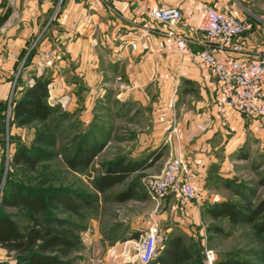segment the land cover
Instances as JSON below:
<instances>
[{"label": "crops", "instance_id": "1", "mask_svg": "<svg viewBox=\"0 0 264 264\" xmlns=\"http://www.w3.org/2000/svg\"><path fill=\"white\" fill-rule=\"evenodd\" d=\"M201 2L217 8L228 4L237 17L247 16L235 9L238 0H63L59 6L58 0H3L0 101L12 94L18 76L30 85L33 76L43 75L51 83L48 103H61L64 111L81 109L80 119L97 121L100 116L92 115L104 108L110 112L119 104L126 107L121 116L128 120L135 109L145 110L149 131L141 133L140 142L148 165L133 172L158 164L153 170L157 174L171 152L181 149L195 184L207 181L208 167L220 175L217 168L226 163L229 146L241 142L245 130L264 134V125L226 106L218 82L194 56L204 47V33L199 29ZM150 4L179 6L181 18L174 29L188 38L192 54L177 49L174 39L165 35L171 28L168 24L147 19ZM145 25L151 32L141 35L138 29ZM134 37H138L137 46L132 49L128 40ZM237 41L244 49L237 55L264 53V29L255 21ZM48 54L52 65L38 72ZM21 87L17 86L16 97ZM203 193L201 199H209L211 194ZM168 197L173 199L167 196L162 201ZM192 209L187 208V213ZM171 229L168 226L166 233ZM133 235L130 240L140 236ZM177 235L160 236L161 249L164 239Z\"/></svg>", "mask_w": 264, "mask_h": 264}, {"label": "rangeland", "instance_id": "2", "mask_svg": "<svg viewBox=\"0 0 264 264\" xmlns=\"http://www.w3.org/2000/svg\"><path fill=\"white\" fill-rule=\"evenodd\" d=\"M238 1L240 3L235 9L244 10L247 14L245 18L251 24L255 21L264 29V0ZM43 70L44 68L40 72ZM14 90L5 100L0 101V212L10 215L20 226L25 225L28 219L24 212L2 206L1 200L14 183L34 188L38 187L43 176L50 180L45 187L87 194L92 202L90 206L80 209L77 214L63 210L57 213V216L71 222L80 240L79 246L68 255L70 264H137L133 243L129 240L135 237L133 234H142L153 221L159 228L160 236L180 234L183 237L184 244L192 254L189 264H204L206 249L213 251L215 264L224 259L239 260L246 264H264L261 257L263 235L258 234L250 224L232 223L226 217L212 218L206 212L207 204L216 200H239L243 193L257 202L264 196V185L259 183L264 178V134L245 130L241 142L233 141L225 157L226 163L218 165L217 169L221 174H213L215 168L211 170L208 167L207 181L205 179L194 183L197 199L180 212L173 208L174 198L168 197L164 202L163 198L158 204L145 191L144 180L161 173L154 174L153 170H156L158 164L152 169L130 173L104 192H99L94 187V182L106 171L109 163L121 158L124 161H142L145 158L140 142L141 133L144 135L149 131L145 110L139 107L135 109L130 121L121 116L126 107L124 109L119 104L114 105L116 108H111L110 112L104 108L96 113L99 115H92L100 116L97 121L94 117L85 120L78 117L81 109L64 111L59 106L61 103L53 101L57 110L48 123L56 133L53 147L56 155L50 161L42 163L44 167L38 172H33L22 164L12 163L15 148L18 145L29 146L37 127V123L18 126L11 120ZM85 138L88 141L90 138H97L104 142V146L83 172H76L68 167L66 159ZM185 160L189 169L186 157ZM190 174L192 176L191 172ZM131 184L134 185L133 197L117 201L116 195ZM202 191L205 195L211 194L209 199H201ZM198 200L200 202L197 203ZM187 208L192 210L187 213ZM213 225L219 227L221 232L209 231ZM168 226L172 229L166 233ZM113 239H116L115 242ZM15 261L16 257L12 252L7 253L5 248L0 247V264H13Z\"/></svg>", "mask_w": 264, "mask_h": 264}, {"label": "trees", "instance_id": "3", "mask_svg": "<svg viewBox=\"0 0 264 264\" xmlns=\"http://www.w3.org/2000/svg\"><path fill=\"white\" fill-rule=\"evenodd\" d=\"M6 16L7 13L2 20ZM27 60L28 57L24 65ZM48 83L47 77L39 75L33 76L30 85H25L18 76L11 102V120L16 125L37 123L31 144L18 145L12 156L13 164H22L33 172H38L37 170L44 167L42 163L50 161L56 155L53 150L56 133L48 120L57 108L48 103ZM19 84L22 85L20 96L16 97L15 92ZM103 146L104 142L97 138H90L89 141L87 138L83 139L66 159L68 167L76 172H83ZM145 161L129 159L124 161L121 158L109 163L106 171L94 182V187L97 191L104 192L124 180L133 171L146 167L148 163ZM43 177L38 187L34 188L14 183L1 200L2 206L20 209L28 219L25 225L20 226L10 215L0 212V247L5 248L7 253L12 252L15 255L16 261L13 264H70L68 255L79 246L80 240L71 222L57 216V213L63 210L77 214L80 209L91 205V199L82 191L45 187L50 180ZM259 183L264 185V178ZM133 187L131 184L126 190L119 192L116 195L117 201L132 198ZM206 212L212 218L226 217L232 223L250 224L258 234L263 235L264 239V196L254 202L242 193L239 200L224 199L207 204ZM209 231L221 232V229L213 225ZM163 244V249L159 248L158 256L149 264L190 263L192 254L184 244L182 236L164 239ZM261 257L264 261V247ZM216 264L246 263L224 259L217 261Z\"/></svg>", "mask_w": 264, "mask_h": 264}, {"label": "built area", "instance_id": "4", "mask_svg": "<svg viewBox=\"0 0 264 264\" xmlns=\"http://www.w3.org/2000/svg\"><path fill=\"white\" fill-rule=\"evenodd\" d=\"M61 3L62 0H58L57 6ZM2 5L3 0H0V12ZM199 10L202 13L199 29L204 33V47L194 56L218 82L226 106L241 116L256 118L264 124V53L260 57L237 55L244 52L237 38L251 29V22L246 18L237 17L228 4L217 8L201 2ZM146 17L152 22L168 24L171 28L165 35L174 39V46L177 49L192 54L188 48V38L174 29L181 18L179 6L150 4L146 9ZM138 30L141 35H147L151 32V27L145 25ZM137 38L128 40L132 49L137 46ZM51 65V54H48L38 71ZM47 88L51 89V83L47 84ZM175 130L176 124L172 127V131ZM143 186L146 193L158 204L163 198L172 196L173 208L180 212L198 197L181 149L173 150L165 161L161 173L146 178ZM129 241L133 243L136 263L149 264L158 256L161 241L156 222L150 223L137 240ZM204 264H215L211 249L204 252Z\"/></svg>", "mask_w": 264, "mask_h": 264}, {"label": "bare ground", "instance_id": "5", "mask_svg": "<svg viewBox=\"0 0 264 264\" xmlns=\"http://www.w3.org/2000/svg\"><path fill=\"white\" fill-rule=\"evenodd\" d=\"M132 242V241H131ZM131 242L129 244H131Z\"/></svg>", "mask_w": 264, "mask_h": 264}]
</instances>
